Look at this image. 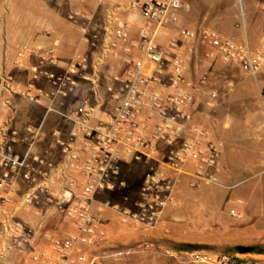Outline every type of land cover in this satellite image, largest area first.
<instances>
[{
	"label": "built area",
	"instance_id": "2783aa9c",
	"mask_svg": "<svg viewBox=\"0 0 264 264\" xmlns=\"http://www.w3.org/2000/svg\"><path fill=\"white\" fill-rule=\"evenodd\" d=\"M259 1L264 13V0ZM190 12L182 0H132L124 10L108 11L104 19L96 10L72 11L68 20L78 27L92 55L77 56L59 73L42 69L59 66L53 48L32 50L40 61L36 73L54 87L53 92H38L40 97L50 102L64 100L82 86L89 88L90 97L71 111L49 108L48 114L56 113L70 124L65 135L53 133L58 161L38 151L44 123L27 127L23 141L9 125H0L1 259L16 249L28 255L32 264L120 261L132 255L133 249L93 254L105 242L102 223L107 211L116 212L123 225L155 228L166 209L177 206L175 194L181 176L192 177L194 188L217 183L221 152L211 133L193 122L196 99L188 76L198 51L186 50L179 39L200 43L207 50V60L237 64L259 83L264 81V32L253 45L245 26L240 38H223L204 27L180 26ZM132 17L139 25L134 38L130 34L135 26ZM167 28L176 29L178 36L171 34L160 44V33ZM111 60L120 62V70L103 75L102 67ZM103 80L107 81L104 86ZM7 91L15 93L13 84ZM260 94L264 98V90ZM34 101L40 103L37 98ZM20 143L25 145L22 152L16 149ZM134 166L142 168L138 199L132 208H123L114 198L128 189L125 175ZM19 184L24 192L15 202L12 195ZM21 210L41 218L57 213L74 226L75 233L53 240L48 249L37 248L40 226L19 218ZM166 254L172 256L174 251ZM187 257L197 264L215 261L200 251ZM216 262L238 264L227 255Z\"/></svg>",
	"mask_w": 264,
	"mask_h": 264
},
{
	"label": "rangeland",
	"instance_id": "374dc122",
	"mask_svg": "<svg viewBox=\"0 0 264 264\" xmlns=\"http://www.w3.org/2000/svg\"><path fill=\"white\" fill-rule=\"evenodd\" d=\"M182 1L191 9L181 21L182 27L192 30L204 27L223 38H240L245 26L253 45L262 37L264 13L259 0ZM78 3V0H0V25L9 26L10 34L19 35L24 42L37 41L36 38L60 39L66 46L64 53L68 54L78 35L67 14ZM171 33L178 36L174 28ZM179 42L186 50L191 47L198 51L199 58L194 54L188 76L196 99L193 122L211 133L221 152V166L215 173L217 183H202L200 188H194L192 177L181 178L175 194L177 206L166 209L158 226L146 228L118 221L109 230L160 232L167 237L161 247L165 252L172 250L189 256L200 251L215 259L211 264H217L216 259L223 255L240 261L238 264H264V255L240 252L243 248H264V142L260 143L264 136V114L257 93L263 92L264 86L259 87L237 64L207 60V50L200 43L184 39ZM208 103L212 105L210 108ZM141 171L140 166L128 169L125 175L128 189L114 198L121 205L131 207L138 199ZM37 221L40 226L37 248L48 249L53 240H62L75 230L54 212L45 218L37 217ZM47 234L51 235V241L46 239ZM181 248H187L188 252L180 251ZM131 249L132 260L127 256L118 264H149L150 257L145 254L157 251L148 242ZM96 252L93 254L98 255ZM107 260L102 263L111 259ZM0 264L32 263L28 255L14 249L5 259L0 258Z\"/></svg>",
	"mask_w": 264,
	"mask_h": 264
},
{
	"label": "crops",
	"instance_id": "0c3cea01",
	"mask_svg": "<svg viewBox=\"0 0 264 264\" xmlns=\"http://www.w3.org/2000/svg\"><path fill=\"white\" fill-rule=\"evenodd\" d=\"M132 0H104L102 4H99L97 0H78V6L75 9H71L68 14L72 11H97L98 17L104 19L108 11L112 9L124 10ZM185 3V2H184ZM186 4V3H185ZM7 15L6 9L3 10ZM3 15V16H5ZM122 16H126L122 14ZM68 20V19H67ZM135 24L133 31L130 32L131 38H134L137 27L139 26L136 22V18H131ZM70 26L75 28L77 31L78 39L72 45L73 48L68 54L64 53L63 49L66 47L61 43L60 39L38 40L37 41H26L19 38V35L13 37L9 30V26L0 25V125L7 124L10 128L16 130L19 133L20 139L23 141L26 136L27 127H39L44 123L43 134L38 145V151L42 156L59 160V150L55 144L53 133L58 131L65 135L69 129L70 124L64 119L60 118L56 113H49L50 107L59 111H71L79 106L86 98L90 97V90L88 87L82 86L77 92L73 93L67 99L56 98L54 102H50L39 96L38 92H53L54 87L51 82L44 76L36 73V70H40L39 59L32 55V50L43 47L53 48L55 50L56 57L60 60L59 66L45 65L42 69L47 70L51 73H59L68 65L71 61L75 60L77 56L87 55L90 52L89 47L83 41L82 36L79 32L78 27L68 20ZM158 42L165 44L170 38L171 29H164L160 33ZM121 54L124 56V50L121 48ZM120 70V62L111 60L106 66H103L101 72L103 75H110ZM107 81L103 80V85ZM264 81L258 83L260 87ZM9 84L14 86V94H10L7 91ZM103 91V89H102ZM258 93L259 106L262 113L264 114V98H261L260 92ZM39 99L40 103H36L34 99ZM46 118V119H45ZM264 135V133H263ZM264 142V136L260 139V143ZM25 148L24 143H20L17 146V151L22 152ZM189 173L193 172V169L187 168ZM187 176H181L184 178ZM180 178V179H181ZM24 192V188L21 184L18 185L17 192L12 195L14 201L20 200ZM121 204V203H120ZM123 208H132L123 206ZM19 218L28 222L33 226H38L37 217L31 212L21 210L18 212ZM118 224V214L114 211H107L105 213L102 230L106 235L105 242L101 245V249L97 250V254L103 251H110L114 253L125 248H134L141 243L151 244L154 246L155 253H146L147 257H150L149 264H195L189 262L187 256L184 253L175 252L172 256L166 254L165 250L161 247L164 246L167 241V237L160 232H131V233H120L111 231L110 226ZM74 232H69L68 235ZM46 236V235H45ZM46 239L50 241L51 235L46 236ZM128 259L133 256L127 257ZM108 261V260H105ZM110 262L105 264H118L120 261L109 260ZM197 264V263H196Z\"/></svg>",
	"mask_w": 264,
	"mask_h": 264
},
{
	"label": "trees",
	"instance_id": "16d2710c",
	"mask_svg": "<svg viewBox=\"0 0 264 264\" xmlns=\"http://www.w3.org/2000/svg\"><path fill=\"white\" fill-rule=\"evenodd\" d=\"M180 251L188 252V249L187 248H181ZM240 252L264 255V248H243L240 250ZM237 262L239 263L240 261H237Z\"/></svg>",
	"mask_w": 264,
	"mask_h": 264
}]
</instances>
